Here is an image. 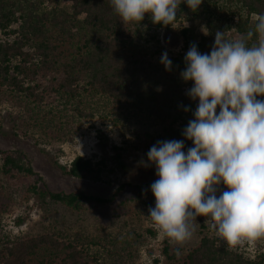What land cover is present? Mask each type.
<instances>
[{
	"label": "trees",
	"instance_id": "16d2710c",
	"mask_svg": "<svg viewBox=\"0 0 264 264\" xmlns=\"http://www.w3.org/2000/svg\"><path fill=\"white\" fill-rule=\"evenodd\" d=\"M253 13L264 14V0H203L195 12L182 3L175 23L203 22L208 34L196 37L191 29H181L182 45L168 55L172 61L168 71L158 50L148 53L136 41L158 44L159 31L171 28L154 25L147 15L140 25H123L110 0H0V97L21 105L24 123L17 129L24 137L31 138V129L58 136L74 131L81 119L95 116L110 118L116 126L123 116L145 115L161 125L144 133L148 151L167 140H184L186 151L193 145L182 133L196 106L187 95L192 83L180 76L185 55L192 45L210 54L216 31H225L226 39L246 35L254 28ZM254 40L255 36L249 43ZM62 44L72 48L69 57L58 51ZM1 160L6 178L35 177L28 193L47 196L73 211L85 204H109L117 194L102 198L83 191L51 192L20 150L4 153ZM104 167L102 160L76 156L61 170L71 178L98 183ZM2 199L0 195L1 204ZM164 254L169 264H264L263 253L249 257L208 235H202L183 258L166 248ZM0 264L104 263L81 243L46 233L0 236Z\"/></svg>",
	"mask_w": 264,
	"mask_h": 264
},
{
	"label": "clouds",
	"instance_id": "9594fccd",
	"mask_svg": "<svg viewBox=\"0 0 264 264\" xmlns=\"http://www.w3.org/2000/svg\"><path fill=\"white\" fill-rule=\"evenodd\" d=\"M202 2L110 0L123 25H140L147 15L163 27H172L182 3L195 12ZM253 19L239 38L216 31L210 54L189 48L180 76L192 83L187 95L198 104L182 135L193 146L158 142L142 162L155 166L157 177L147 217L171 245L190 240L201 217L229 250L264 242V14ZM160 62L171 70L167 52Z\"/></svg>",
	"mask_w": 264,
	"mask_h": 264
},
{
	"label": "rangeland",
	"instance_id": "374dc122",
	"mask_svg": "<svg viewBox=\"0 0 264 264\" xmlns=\"http://www.w3.org/2000/svg\"><path fill=\"white\" fill-rule=\"evenodd\" d=\"M59 7L68 10L63 4ZM183 28L191 29L196 37L205 35L203 22L182 20L169 30L159 31L158 44L136 41L148 53L158 50V55L174 54L181 48ZM58 51L69 57L72 48L62 44ZM85 98L96 102L91 97ZM192 102L197 107L198 101ZM20 109V104L0 97L1 237L15 239L52 234L58 239L81 243L104 264H169L165 248L167 253L183 258L202 235L217 239L202 217L198 218L192 238L179 247L160 237L152 227L147 215L149 207L155 206L151 184L157 177L155 166L145 167L142 162L147 161L148 153L144 133L161 128L154 119L145 115L123 116L115 126L110 118L95 116L81 119L74 131L68 130L58 136L31 129L28 131L30 138L18 132L17 128L22 129L24 123L19 116ZM13 150L26 155L51 192L83 191L102 198L110 197L115 191L117 194L109 204H85L80 211L70 210L47 196L32 195L26 188L35 177L14 175V178H6L1 173L2 155ZM76 156L93 162L102 160L105 165L103 181L94 183L65 175L61 168H67ZM235 249L254 257L264 254V242H257L255 247L244 245Z\"/></svg>",
	"mask_w": 264,
	"mask_h": 264
}]
</instances>
